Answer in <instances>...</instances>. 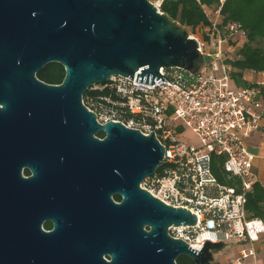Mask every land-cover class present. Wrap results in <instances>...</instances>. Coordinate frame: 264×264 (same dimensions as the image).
Masks as SVG:
<instances>
[{"label":"water","instance_id":"obj_1","mask_svg":"<svg viewBox=\"0 0 264 264\" xmlns=\"http://www.w3.org/2000/svg\"><path fill=\"white\" fill-rule=\"evenodd\" d=\"M50 62L65 69L60 83L36 76ZM204 63L197 39L150 0H0V264L36 260L28 256L38 233L28 230L36 218L22 176L29 160L78 214L86 210L95 230L117 236L121 219L122 264H177L180 255L194 264H222L213 255L222 241H203L197 254L168 234L170 225H194L196 214L141 186L164 158L154 131L144 134L114 119L97 122L82 99L111 75L133 79L136 73L134 80L153 83L155 76L168 79L161 67L195 74ZM99 130L106 132L103 140L93 137ZM97 180L120 191L122 202L100 199L93 191Z\"/></svg>","mask_w":264,"mask_h":264},{"label":"built area","instance_id":"obj_2","mask_svg":"<svg viewBox=\"0 0 264 264\" xmlns=\"http://www.w3.org/2000/svg\"><path fill=\"white\" fill-rule=\"evenodd\" d=\"M160 2H154L158 8ZM218 14V9L215 16L207 13L209 24L198 25L192 35L205 62L200 72L161 67L159 72L170 81H157L155 76L153 83L134 80L136 73L133 79L109 77L106 84L125 97L122 104L127 111L139 113L141 121L115 119L112 107L97 111L87 107L96 112L100 122L114 119L144 134L154 131L164 147V158L158 165L162 167H157L141 186L165 203L190 209L197 218L194 225H170L174 238L191 247L205 233L224 245L247 242L249 247L240 249L226 264H262L256 243L264 236V219L250 216L245 201L256 180L254 154L247 139L264 129V71L244 72L241 79L247 83L235 84L226 58L243 43L245 31L235 21L221 25ZM102 112L109 117L103 118ZM179 121L196 133L199 145L181 138L182 131L176 127ZM169 122L170 128L166 127ZM213 153L223 155V169L229 178L237 179L235 184L220 182L213 174Z\"/></svg>","mask_w":264,"mask_h":264},{"label":"trees","instance_id":"obj_3","mask_svg":"<svg viewBox=\"0 0 264 264\" xmlns=\"http://www.w3.org/2000/svg\"><path fill=\"white\" fill-rule=\"evenodd\" d=\"M159 8L189 32H195L200 24H209L207 9L214 13L218 9L217 20L221 25L235 21L245 31L243 43L236 46L231 56L226 58L235 84L247 83L241 79L244 72L264 71V0H161ZM64 75L65 69L59 62H50L36 73L39 79L52 84L60 83ZM82 99L86 106L96 111L112 107L115 119L126 121L132 118L135 122L142 119L139 113L127 111V107L122 104L125 97L109 84H96L87 88ZM166 125L172 127L171 122ZM177 130H182V127ZM223 159V155L212 154V172L220 182L235 184L237 179L229 178L223 169ZM245 207L250 216L264 219V184L258 180L246 192ZM176 262L194 264L191 258L184 255H180Z\"/></svg>","mask_w":264,"mask_h":264},{"label":"flooded vegetation","instance_id":"obj_4","mask_svg":"<svg viewBox=\"0 0 264 264\" xmlns=\"http://www.w3.org/2000/svg\"><path fill=\"white\" fill-rule=\"evenodd\" d=\"M96 121L100 122L97 118ZM105 136L104 130L93 133L98 140ZM22 176L27 185L28 211L36 218L28 230L38 233L37 238L29 242L28 256L36 257L34 261L29 260V264H116L117 254L119 264L123 263L126 238L121 219L117 236L111 229L108 236L104 235V227L95 230L87 219L86 210L78 214L67 195L54 186V181L35 173L30 160L25 164ZM93 191L100 199L107 197L115 204L123 200L120 191H111L101 180L95 181ZM143 228L149 229L146 224ZM168 234L172 236L169 227Z\"/></svg>","mask_w":264,"mask_h":264},{"label":"rangeland","instance_id":"obj_5","mask_svg":"<svg viewBox=\"0 0 264 264\" xmlns=\"http://www.w3.org/2000/svg\"><path fill=\"white\" fill-rule=\"evenodd\" d=\"M150 1H152L153 3L156 2V0H150ZM207 13L210 16H215L214 11H212L210 9H207ZM189 33H190V35H194L195 32H189ZM216 74L220 75L221 73L218 71V72H216ZM101 115L103 118L109 117V116H107V114L105 115L103 112ZM178 127H182V130H181L182 132H181L180 136L183 140L187 141L188 143H192L194 145L200 144L198 136L196 135L195 132H193V130L190 127L184 126L183 122H180V121L177 122V128ZM248 247H249V243H247V242H236V241L225 242V245L221 249L214 250V252H213L214 260L223 259L222 264H226L227 260L236 256L240 249L248 248ZM263 250H264V248H263Z\"/></svg>","mask_w":264,"mask_h":264},{"label":"crops","instance_id":"obj_6","mask_svg":"<svg viewBox=\"0 0 264 264\" xmlns=\"http://www.w3.org/2000/svg\"><path fill=\"white\" fill-rule=\"evenodd\" d=\"M248 149L253 152V172L256 180L264 184V129L253 132L247 139ZM261 263L264 264V236L256 243Z\"/></svg>","mask_w":264,"mask_h":264},{"label":"clouds","instance_id":"obj_7","mask_svg":"<svg viewBox=\"0 0 264 264\" xmlns=\"http://www.w3.org/2000/svg\"><path fill=\"white\" fill-rule=\"evenodd\" d=\"M0 108H3L2 104H0ZM253 238L255 239V237H253ZM205 240H207V241H209L211 243H216L217 242L214 236H211L208 233L203 234L199 238L198 244L192 245V248L196 250L197 254H199V251H202V249H203V247H202L203 241H205Z\"/></svg>","mask_w":264,"mask_h":264}]
</instances>
